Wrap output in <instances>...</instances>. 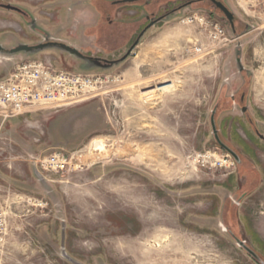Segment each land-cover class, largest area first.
<instances>
[{"label": "rangeland", "instance_id": "obj_1", "mask_svg": "<svg viewBox=\"0 0 264 264\" xmlns=\"http://www.w3.org/2000/svg\"><path fill=\"white\" fill-rule=\"evenodd\" d=\"M100 1L0 0L36 11L75 7L72 33L56 37L110 61L166 16L110 67L55 48L40 58L0 55V80L35 59L119 78L78 103L4 122L0 114V264H264V177L245 164L235 171L212 125L239 152L247 133H264V0H219L234 27L211 1L138 0L112 8L114 22L105 17L101 32H90ZM13 17L0 9V19ZM210 22L226 29L225 46L209 50ZM208 152L223 165L212 167ZM56 153L65 154L56 170L35 163Z\"/></svg>", "mask_w": 264, "mask_h": 264}, {"label": "built area", "instance_id": "obj_2", "mask_svg": "<svg viewBox=\"0 0 264 264\" xmlns=\"http://www.w3.org/2000/svg\"><path fill=\"white\" fill-rule=\"evenodd\" d=\"M208 26L211 27L210 41L212 42L209 50L225 46L229 42L224 26L211 22ZM195 52L202 53L203 48L197 47ZM118 81V77L104 74H84L59 70L51 62L40 59L21 62L6 78L0 80V114L3 115L4 122L10 116L18 113L78 103L102 94L106 90L105 84ZM1 129L2 127H0V135ZM206 157L209 162L212 161V167L218 163L223 165V161L217 157L216 152H208ZM227 157L229 158V156ZM60 161H65L64 153L52 154L50 157L40 156L35 163L40 165L44 171H49L56 170L60 166ZM4 229L5 221L0 211V236Z\"/></svg>", "mask_w": 264, "mask_h": 264}, {"label": "flooded vegetation", "instance_id": "obj_3", "mask_svg": "<svg viewBox=\"0 0 264 264\" xmlns=\"http://www.w3.org/2000/svg\"><path fill=\"white\" fill-rule=\"evenodd\" d=\"M137 1L138 0H113L107 4L105 3V1L102 0L100 1L101 3L95 4L96 11L97 13H99V20L95 21L94 23L92 22V25L90 26L91 29H89V31L91 32V30L94 31L97 29L98 32L100 33L101 31L99 28L105 27V20H103V18L107 17L110 23L114 22V20L110 19L112 18V16H114V13H112V10H111L112 8H117L122 5H127V4H133ZM207 1L213 2L212 0H199L198 2H207ZM193 2L179 6L173 11L174 12L180 11L181 9H184L185 7L193 4ZM21 3H24V2H21ZM34 8H37V7H34ZM34 8L30 9L28 7H24L23 5L22 6L15 5L12 2H8V3L0 2V9L6 11L9 14H13L14 16L13 19H15L14 22H11L9 19H5V18L0 19V35H4L5 38H7L6 42L3 40H0V45L3 48V50L0 51V55H4V56L6 55V56L13 57L16 55L24 54L28 58H40L39 54H43V52L47 49L55 48V49H60L72 56H75L71 52L61 47V45H64V44L68 46H71V45H69L66 42V40H64L60 36L59 37H56V36L61 35V34L70 35L72 33L71 31L68 30V28H70L68 26L72 24L73 16L77 14V12H74L76 8L73 7V8H69L68 10H64V11H63V8L57 9V8H51L50 6L44 7L43 9H39L37 11L36 9L34 10ZM52 9L53 11H51ZM5 17L8 18L9 15L5 14ZM161 17L165 18L166 16L163 15ZM42 19L49 20L51 25L50 26L44 25L42 22ZM59 23L60 24L63 23V24L59 26L58 25ZM54 24L58 25L57 29L55 30H52L51 28L48 29ZM78 31H80L79 26H77V32ZM138 37L136 38V40L138 39ZM136 40L134 41V43L136 42ZM13 41H16V42L13 43L12 45L8 43V42H13ZM25 44L29 46H37L40 44H44V45H48V47L43 50H33L31 52L21 51L18 53H11L13 49H16L20 45H25ZM71 47H74V46H71ZM74 48L78 49L87 59L109 60L106 56L100 53L88 54V53H85L82 49H79L77 47H74ZM233 98H235L234 95H233ZM243 99H244V96L242 97V100ZM247 110L248 109L246 106L242 108V112L244 113ZM215 111H217V109L214 110V113ZM213 134H214L216 142L228 152L227 156L233 159V163L235 165V171L237 170L238 166L245 164V169L248 170V166H251L249 167L250 170L256 173L254 174V176H257L258 179L260 178L261 180V178L264 177V133H261L257 129H255L253 134L247 133L245 141H243L242 139L240 143V145L242 146L243 152H239L237 148L233 146H229V144L225 143L223 139L221 138L220 131L219 129H217V127L215 129L213 128ZM258 179H254V181H251L250 179H248V176L245 175L246 183L251 181L252 184L255 185L257 184L255 182H258Z\"/></svg>", "mask_w": 264, "mask_h": 264}, {"label": "water", "instance_id": "obj_4", "mask_svg": "<svg viewBox=\"0 0 264 264\" xmlns=\"http://www.w3.org/2000/svg\"><path fill=\"white\" fill-rule=\"evenodd\" d=\"M214 2V4L216 5L217 8H219L226 16V18L229 20L230 24L234 27V20H235V15L234 13L221 1L219 0H212ZM164 17H161L159 19H156V20H152L147 26L146 28L141 32V34L139 35L138 39L136 40V42L133 44V46L131 47V49L128 51V53L126 55H124L120 60H117V61H110V60H99V59H87L84 57V55L76 48L74 47H71V46H68V45H61V47L69 52H71L73 55L77 56L78 58L80 59H85V60H91V61H94L95 63L99 64V66H103L102 63L105 62L107 64V67H110V66H114V65H117L119 64L120 62H123L124 60H126L131 51L139 44L140 42V39L141 37L145 34V32L153 27L157 22H159L160 20H162ZM48 45H44V44H40V45H37V46H29V45H20L19 47H17L16 49H13L11 51V53H18V52H21V51H24V52H31L33 50H43L45 48H47ZM3 48L2 46L0 45V51H2ZM212 125H213V128L215 129L216 128V125H215V120L214 118H212ZM238 243L239 245H241L242 247H244L256 260H259L262 262L261 258L259 257V255L254 251L252 250L251 248H249L246 244L245 241H242V240H239L238 239Z\"/></svg>", "mask_w": 264, "mask_h": 264}, {"label": "crops", "instance_id": "obj_5", "mask_svg": "<svg viewBox=\"0 0 264 264\" xmlns=\"http://www.w3.org/2000/svg\"><path fill=\"white\" fill-rule=\"evenodd\" d=\"M150 92H151V91H150ZM64 124H65V126H66V128H67V127H69L70 122H69V123H64ZM64 124H63V125H64Z\"/></svg>", "mask_w": 264, "mask_h": 264}, {"label": "bare ground", "instance_id": "obj_6", "mask_svg": "<svg viewBox=\"0 0 264 264\" xmlns=\"http://www.w3.org/2000/svg\"><path fill=\"white\" fill-rule=\"evenodd\" d=\"M150 91H153V90H150ZM149 90L146 92V93H148V92H150Z\"/></svg>", "mask_w": 264, "mask_h": 264}]
</instances>
